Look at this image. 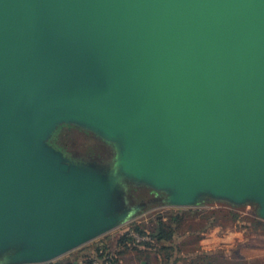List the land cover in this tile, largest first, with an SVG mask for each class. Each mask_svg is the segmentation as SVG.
<instances>
[{"label":"water","instance_id":"obj_1","mask_svg":"<svg viewBox=\"0 0 264 264\" xmlns=\"http://www.w3.org/2000/svg\"><path fill=\"white\" fill-rule=\"evenodd\" d=\"M61 124L114 167L49 144ZM128 181L264 217V0H0V264L113 229Z\"/></svg>","mask_w":264,"mask_h":264},{"label":"rangeland","instance_id":"obj_2","mask_svg":"<svg viewBox=\"0 0 264 264\" xmlns=\"http://www.w3.org/2000/svg\"><path fill=\"white\" fill-rule=\"evenodd\" d=\"M54 136L55 144L51 143ZM52 138L49 144L75 163L114 167L115 146L90 130L61 124ZM124 192L128 213L116 227L51 262L92 264L100 247L110 259L97 258L94 264H264V217L259 201L236 203L204 195L194 204L181 206L171 203L165 192L134 181L127 182ZM160 225L170 237L152 251L128 248L121 242L127 232L134 237L136 227L153 234Z\"/></svg>","mask_w":264,"mask_h":264},{"label":"trees","instance_id":"obj_3","mask_svg":"<svg viewBox=\"0 0 264 264\" xmlns=\"http://www.w3.org/2000/svg\"><path fill=\"white\" fill-rule=\"evenodd\" d=\"M55 142H56V136H54L51 140V143L55 144ZM135 229L137 230V233L140 235H150L151 240L137 242L136 239L133 237V235H131L130 232H127L124 234L121 242L125 244L128 248L133 246L134 249H137L143 252L152 251V249L157 247L159 243L164 242L165 240L168 239V237H170V233L165 231L161 225L158 226L156 232L153 234H146V232L141 231L138 227H136ZM131 231L135 232L134 230H131ZM101 257L103 258L104 262L110 259V256L108 255V253L104 252L103 250H101L100 247H98L96 250L95 257H93L90 262L94 264L95 260ZM46 264H59V263L49 262Z\"/></svg>","mask_w":264,"mask_h":264},{"label":"built area","instance_id":"obj_4","mask_svg":"<svg viewBox=\"0 0 264 264\" xmlns=\"http://www.w3.org/2000/svg\"><path fill=\"white\" fill-rule=\"evenodd\" d=\"M134 238L136 239L137 242H143V241H149L151 240V236L150 235H140V234H134ZM96 264H98L96 262Z\"/></svg>","mask_w":264,"mask_h":264},{"label":"crops","instance_id":"obj_5","mask_svg":"<svg viewBox=\"0 0 264 264\" xmlns=\"http://www.w3.org/2000/svg\"><path fill=\"white\" fill-rule=\"evenodd\" d=\"M204 251V250H203Z\"/></svg>","mask_w":264,"mask_h":264}]
</instances>
